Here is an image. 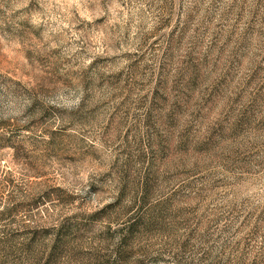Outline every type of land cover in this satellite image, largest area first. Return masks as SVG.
<instances>
[{"label": "rangeland", "instance_id": "rangeland-1", "mask_svg": "<svg viewBox=\"0 0 264 264\" xmlns=\"http://www.w3.org/2000/svg\"><path fill=\"white\" fill-rule=\"evenodd\" d=\"M0 264H264V0H0Z\"/></svg>", "mask_w": 264, "mask_h": 264}]
</instances>
